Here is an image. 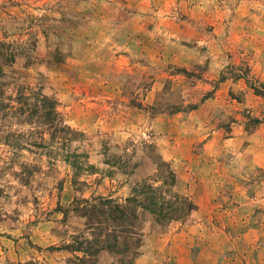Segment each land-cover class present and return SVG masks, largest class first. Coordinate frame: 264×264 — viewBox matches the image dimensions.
I'll return each mask as SVG.
<instances>
[{"label": "rangeland", "instance_id": "rangeland-1", "mask_svg": "<svg viewBox=\"0 0 264 264\" xmlns=\"http://www.w3.org/2000/svg\"><path fill=\"white\" fill-rule=\"evenodd\" d=\"M0 42L31 52L4 70L55 98L96 168L73 186L61 159L0 144V264H67L73 199H124L160 162L195 208L145 222L133 264H264V0H0Z\"/></svg>", "mask_w": 264, "mask_h": 264}, {"label": "trees", "instance_id": "trees-1", "mask_svg": "<svg viewBox=\"0 0 264 264\" xmlns=\"http://www.w3.org/2000/svg\"><path fill=\"white\" fill-rule=\"evenodd\" d=\"M34 47L32 44L30 51ZM30 53L21 43L0 42V144L13 156L22 150L39 152V155L43 152L50 165L59 158L72 170V185L86 186L79 180L80 176L93 174L96 168L88 162L87 153L71 147L83 139V134L65 123L55 98L45 95L37 86L24 84L13 71L9 75L3 68L7 63L13 64L18 57L25 59L26 66L31 64ZM234 77H244L255 93L263 95L261 86L256 87L248 76ZM12 124L28 126V133L11 131ZM13 167L14 162H5L0 174ZM37 170L35 166L22 164L14 176L20 184L27 185ZM175 185L173 170L169 164L160 162L155 174L135 184L124 199L111 196L74 198L63 212L64 216L72 212L84 222L79 234L72 237L74 246L67 264H99L101 254L112 258L109 264H133L143 245L145 222L161 229L173 222H185L193 212L195 206L187 196L175 191ZM24 264L43 263L29 261Z\"/></svg>", "mask_w": 264, "mask_h": 264}]
</instances>
